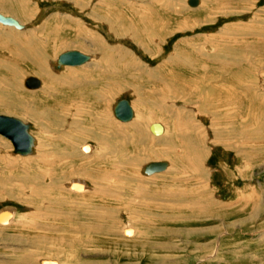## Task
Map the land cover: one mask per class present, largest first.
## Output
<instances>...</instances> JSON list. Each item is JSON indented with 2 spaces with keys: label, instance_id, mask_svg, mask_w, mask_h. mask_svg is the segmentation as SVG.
Here are the masks:
<instances>
[{
  "label": "rangeland",
  "instance_id": "374dc122",
  "mask_svg": "<svg viewBox=\"0 0 264 264\" xmlns=\"http://www.w3.org/2000/svg\"><path fill=\"white\" fill-rule=\"evenodd\" d=\"M0 10L24 25L0 23V114L36 138L23 156L0 135V213L15 211L0 224V264H264V0H0ZM12 37L41 46L47 70ZM75 49L92 60L57 68ZM31 75L39 89L25 86ZM122 98L128 123L114 116ZM157 160L168 169L147 175Z\"/></svg>",
  "mask_w": 264,
  "mask_h": 264
},
{
  "label": "water",
  "instance_id": "95a60500",
  "mask_svg": "<svg viewBox=\"0 0 264 264\" xmlns=\"http://www.w3.org/2000/svg\"><path fill=\"white\" fill-rule=\"evenodd\" d=\"M198 0H189V4L196 5ZM0 22L15 26L17 28H23L16 19L12 17L4 16L0 13ZM90 59L88 54H85L79 50H67L59 55L56 61L57 67L66 65H81ZM25 85L28 87L38 88L41 85V81L35 76H28L25 80ZM114 114L116 118L128 121L133 117V108L130 101L126 98L121 99L115 106ZM30 124L24 122L22 119L10 116L6 114H0V134L9 138L13 144V152L17 154L27 155L33 152L35 145V138L29 132ZM151 130L155 134H161L163 132V125L159 122L151 125ZM167 166L166 161H151L145 165V172L151 174L165 169ZM9 216L5 214L0 215V221L8 220ZM45 264H56L52 260L45 261Z\"/></svg>",
  "mask_w": 264,
  "mask_h": 264
},
{
  "label": "bare ground",
  "instance_id": "6f19581e",
  "mask_svg": "<svg viewBox=\"0 0 264 264\" xmlns=\"http://www.w3.org/2000/svg\"><path fill=\"white\" fill-rule=\"evenodd\" d=\"M201 3V0H198V3L196 4V5H192V4H189V0H188V4H189V6H191V7H197L199 4ZM169 5V4H168ZM0 13L1 14H3V12H2V10H0ZM4 15V14H3ZM4 16H6V15H4ZM7 17H12V16H7ZM12 18H14V17H12ZM14 19H16V18H14ZM108 19V18H107ZM21 25H23L18 19H16ZM0 23H2V24H4L5 26H11V25H8V24H5V23H3V22H0ZM12 27H15V26H12ZM17 28V27H16ZM23 28H24V25H23ZM23 28H17V29H23ZM4 31V30H3ZM19 37V36H18ZM27 37H29V36H27ZM19 41H20V39H18ZM29 41H30V43L31 44H29V46L28 45H21V42H19V41H17V40H15L13 37L11 38V40H10V42H12L14 45H15V51H17V53L20 55V56H22V58L23 57H25V58H27L26 60H30L36 67V70L38 71V72H44V71H46L47 70V66H46V58L44 57L45 55H44V52L42 51V47L41 46H39V45H37V46H33L32 45V43H34V40L31 38V39H28ZM4 43H6V42H4ZM30 45H32V46H30ZM54 44H51V43H49L47 46H46V48H48L49 50L51 49V47L53 48L54 46H53ZM8 47V46H7ZM75 50H77V49H75ZM79 51H81V50H79ZM65 52V51H64ZM81 52H83V51H81ZM16 53V54H17ZM34 53V54H33ZM63 53V52H62ZM83 53H85V52H83ZM15 54V53H14ZM31 54H33V55H31ZM85 54H88V53H85ZM29 55H31V56H29ZM89 56H90V59L89 60H87L86 62H84L83 64H81V65H84V64H86V63H88V62H90L91 60H92V55L91 54H88ZM47 56V55H46ZM48 57H50V56H48ZM59 57V56H58ZM42 59H46V60H42ZM49 60V59H48ZM57 61V60H56ZM29 63V62H28ZM236 64V63H235ZM234 64V65H235ZM238 64V63H237ZM2 65H4V67L5 66H9L8 64H3L2 63ZM81 65H75V66H81ZM231 65V64H230ZM66 66H72V65H66ZM66 66H62V67H66ZM15 68H17V67H15L14 66V68H9L8 70H13L14 72H15ZM57 68H59V67H57ZM61 68V67H60ZM48 69H49V67H48ZM12 72V71H11ZM17 72V71H16ZM16 74V73H15ZM36 77V76H35ZM38 78V77H37ZM39 80H40V78H38ZM26 80V79H25ZM18 81V80H17ZM41 81V80H40ZM5 83H7V85L8 86H12V84H13V82H10L9 80H8V82L6 81ZM24 84H25V81H24ZM26 86V85H25ZM42 86V81H41V85H40V87ZM14 87V86H13ZM28 89H32V90H34V89H39L40 87H38V88H35V87H28V86H26ZM172 89V88H171ZM184 90V89H183ZM208 91V90H207ZM16 92V94H17V91H15ZM212 97V96H211ZM123 99V98H122ZM127 99V98H126ZM6 100H10V104H12V98L10 97V96H8L7 95V98H6ZM121 100V99H120ZM119 100V101H120ZM129 100V99H128ZM118 101V102H119ZM130 101V104H131V107L133 108V117L130 119V120H128V121H123V120H120V119H118V120H120V121H122V122H126V123H128V122H130V121H132L133 119H134V117H135V111H134V106L132 105V103H131V100H129ZM117 102V103H118ZM10 104H6L7 105V107L6 108H10L11 107V105ZM117 105V104H116ZM18 106V105H17ZM202 106H204V104H203V102H202ZM18 107H21V102L19 103V106ZM21 109V108H20ZM22 110V109H21ZM115 110V109H114ZM11 116V115H10ZM114 116H115V114H114ZM116 117V116H115ZM25 122V121H24ZM154 123H156V122H154ZM160 123V122H159ZM153 123H151L150 125H152ZM163 125V124H162ZM30 127H31V125H30ZM149 130H150V132L153 134V135H155V136H158L160 139H161V137H164V133H165V130H166V128H165V126L163 125V132L161 133V134H155V133H153V131L151 130V126H149ZM194 130V129H193ZM29 132H30V128H29ZM31 133V132H30ZM179 134V138L181 139V141H183V143H184V145L186 146V148H188L189 147V145H188V138L186 137L187 136V134L186 133H184L183 131H181L180 133H178ZM0 135H2V134H0ZM7 138V137H6ZM35 138V137H34ZM9 139V138H8ZM36 139V138H35ZM12 142V141H11ZM35 146V145H34ZM197 148H198V146H196ZM93 148H94V146H93V144H85L84 146H82V151L83 152H85V153H90V152H92V150H93ZM190 148V147H189ZM194 150V149H193ZM33 151H34V148H33ZM195 152H196V154L199 152L197 149L195 150ZM33 153V152H32ZM32 153H30V154H32ZM15 154H17V153H15ZM30 154H27V155H30ZM20 155H23V154H20ZM27 155H23V156H27ZM157 161H159V160H157ZM160 161H165V160H160ZM167 162V161H166ZM168 167H169V164H168V162H167V166H166V168L165 169H163V170H160V171H157V172H153V173H151V174H148V173H146L147 175H154L155 173H161V172H164L165 170H167L168 169ZM145 171V170H144ZM83 182V181H82ZM87 188V187H86ZM83 189H84V186H83ZM76 190V189H75ZM77 190L79 191L80 190V188H77ZM1 214H5V215H8L9 216V218H8V220H6V221H0V224L1 225H9L10 224V222L12 223V221L14 220V217H15V211L14 210H11V209H7V210H4V211H2L1 213H0V215ZM129 233H130V231H133L131 228H129ZM131 234V233H130ZM47 261V260H46ZM52 261H54V262H56V264H58V262L57 261H55V260H52ZM42 262H43V264H45V261L44 260H42Z\"/></svg>",
  "mask_w": 264,
  "mask_h": 264
},
{
  "label": "crops",
  "instance_id": "0c3cea01",
  "mask_svg": "<svg viewBox=\"0 0 264 264\" xmlns=\"http://www.w3.org/2000/svg\"><path fill=\"white\" fill-rule=\"evenodd\" d=\"M187 11H189V10H184V12H187ZM193 11H195V10H193ZM191 21H193V19ZM199 22H200V20H199Z\"/></svg>",
  "mask_w": 264,
  "mask_h": 264
}]
</instances>
